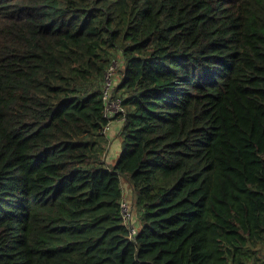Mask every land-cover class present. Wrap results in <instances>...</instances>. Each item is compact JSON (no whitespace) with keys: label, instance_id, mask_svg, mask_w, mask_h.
Segmentation results:
<instances>
[{"label":"trees","instance_id":"16d2710c","mask_svg":"<svg viewBox=\"0 0 264 264\" xmlns=\"http://www.w3.org/2000/svg\"><path fill=\"white\" fill-rule=\"evenodd\" d=\"M0 264H264V0H0Z\"/></svg>","mask_w":264,"mask_h":264},{"label":"built area","instance_id":"2783aa9c","mask_svg":"<svg viewBox=\"0 0 264 264\" xmlns=\"http://www.w3.org/2000/svg\"><path fill=\"white\" fill-rule=\"evenodd\" d=\"M120 68H122L120 61L115 60L110 64L105 73V80L103 86V99L105 102L104 115L109 119V122L103 129L104 133H107L110 129L113 118L117 116L124 118V115L126 113V109L122 103V100L114 96V89L116 86V79L114 80V78L116 75H120ZM125 202V200L122 202V214L126 222L131 223L130 207L126 203L128 205L127 207ZM130 227L132 234H135L136 228L133 225H131Z\"/></svg>","mask_w":264,"mask_h":264},{"label":"crops","instance_id":"0c3cea01","mask_svg":"<svg viewBox=\"0 0 264 264\" xmlns=\"http://www.w3.org/2000/svg\"><path fill=\"white\" fill-rule=\"evenodd\" d=\"M119 83V79H116V86ZM122 127V123L119 121H114L111 124V129L108 133V152L106 155V159L108 162H114L121 151V136L120 130ZM114 141V143H113Z\"/></svg>","mask_w":264,"mask_h":264},{"label":"rangeland","instance_id":"374dc122","mask_svg":"<svg viewBox=\"0 0 264 264\" xmlns=\"http://www.w3.org/2000/svg\"><path fill=\"white\" fill-rule=\"evenodd\" d=\"M113 58H115V59H117V60H120L121 61V59H120V55H119V53H115L114 54V56H113ZM120 70H121V68H120ZM116 77H117V75L115 76V78H114V80L116 79ZM122 78V77H121ZM103 83V82H102ZM102 83H101V87H102ZM100 86V85H99ZM104 86V85H103ZM111 129V128H110ZM110 129H109V131H110ZM107 144H108V142H106ZM113 143H114V141H113ZM121 152V151H120ZM123 187H124V195H125V204L127 203L128 205H129V207H130V219H131V221H133L134 223H138L139 222V217H138V214H137V210H135V208H134V206H133V204L130 202V201H132V197H133V191H132V189L130 188V186H129V183L127 182V181H123ZM126 204V205H127ZM128 205H127V207H128Z\"/></svg>","mask_w":264,"mask_h":264}]
</instances>
